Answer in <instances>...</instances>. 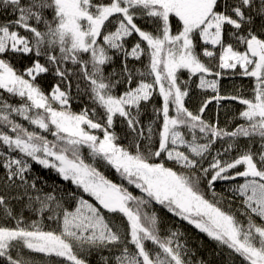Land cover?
Wrapping results in <instances>:
<instances>
[{"label":"snow or ice","instance_id":"6c2138e0","mask_svg":"<svg viewBox=\"0 0 264 264\" xmlns=\"http://www.w3.org/2000/svg\"><path fill=\"white\" fill-rule=\"evenodd\" d=\"M0 12L11 16L0 22V90L20 98L0 99V264H91L92 255L98 264H193L183 233L161 234L153 202L228 249L230 264H264V0H0ZM13 54L30 66L18 72ZM118 54L120 70L108 71ZM142 56L144 69L129 67ZM47 73L58 79L46 93L37 78ZM193 76L212 93L195 111L185 106ZM225 76L253 78L252 96L221 94ZM73 80L78 93L86 82L91 101L80 112ZM154 95L155 144L141 121ZM214 101L243 105L242 122L229 129L206 119ZM100 161L141 195L104 175ZM33 162L75 191L38 188ZM217 182L236 183L218 193ZM25 209L54 227L26 222Z\"/></svg>","mask_w":264,"mask_h":264},{"label":"trees","instance_id":"16d2710c","mask_svg":"<svg viewBox=\"0 0 264 264\" xmlns=\"http://www.w3.org/2000/svg\"><path fill=\"white\" fill-rule=\"evenodd\" d=\"M11 18L9 14H5L0 12V22L7 21ZM143 25V21H138ZM148 27L147 25H144ZM176 22L173 20V31H175ZM22 31V30H21ZM23 34V33H22ZM131 43V40L129 41ZM210 47V46H209ZM14 68L20 72L23 71L26 67L30 66L31 60L28 57H23L20 55L13 54L11 57L8 58ZM205 61L207 62L206 58ZM121 55H116L114 58V64L108 66L107 70L111 71L114 67L117 71L121 68ZM43 62V59H41ZM147 57L142 56L139 61L132 59L129 57L128 65L130 68H140L144 69V66L147 64ZM182 79L188 78V73L186 71L180 73ZM57 77L52 75L51 73L41 74L37 78V82L41 85L42 89L47 93L50 91L51 86L57 82ZM151 80V77L148 78ZM73 87L71 90V95L73 99L71 100V108L75 112H80L86 106H91V101L89 100L88 96L84 93L83 89L86 86V82L81 80L80 83V91L77 92L76 89V80H73ZM198 79L197 77L193 76L190 81L189 87V97L185 100V106L189 108V110L195 111L200 104V101L205 97L211 96V91H202L197 87ZM254 86V80L250 77H243V76H225L220 79V91L221 94H232V95H243L245 97L252 96V88ZM124 90V86L121 85L116 90L117 94L121 93ZM0 99H6L8 102L12 103L15 106H19L20 98L13 97L3 90H0ZM162 100L158 95H154L153 99L148 102L147 104H142V115L141 121L145 129L152 124L153 127V144L156 143L158 140L157 130L159 129L162 123V115L157 116L155 114V109L161 107ZM243 105H240L236 101H222L220 106H217L215 101L208 106V109L205 112V118L209 119L213 122H216L218 119L220 127L224 128L227 127L229 129L233 128L236 124L241 123L242 121L236 119L238 117L239 111L243 108ZM174 115V112L171 113ZM18 118L16 116V120ZM23 125L28 126V122H25L23 119L19 122ZM26 126V127H27ZM0 130H3L0 128ZM114 131L117 135L121 136L122 139L119 143L123 144L124 146H128L131 136L124 138L125 133L128 131L124 122L117 117ZM186 135L187 138L190 139V134L187 133L185 129H181ZM145 135L147 132L145 131ZM51 139V137H49ZM221 141H217V144L214 145V148H219L221 145ZM241 143H245V141H241ZM258 147V145H257ZM15 155V153H13ZM84 155L87 159L88 157V150L84 149ZM235 155V154H233ZM169 166H172V162H167ZM98 169L106 175L109 179H112L114 182L120 183L123 182L129 190L133 191L136 195H141L137 189L133 186L127 185L126 181H121L119 175L112 169L110 166H105L104 162L100 161L96 165ZM177 169L179 166H176ZM2 174V173H0ZM30 179H34L37 183V187L43 189L44 192H51L54 189L56 190V195L59 197L62 192L65 191H75V186L72 185L68 181L62 180V178L53 170V169H45L42 166L32 163V169L28 173ZM232 182H217L215 185V190L218 193L227 192L230 187H232ZM2 194V193H0ZM87 198V197H86ZM208 198L212 199L211 191H208ZM12 206L17 212L21 211V205L17 201H12ZM238 203L233 205V210L238 207ZM149 211H155L161 221V234L167 235L170 231H179L183 233V236L180 238L181 242H186L188 248L195 253L194 256H190L189 258L193 261V264H196L198 261H204V264H230L229 256H228V249L221 247L218 245L216 241L211 240L205 233L200 232L196 229L193 225L188 224L186 221L181 220L179 217L174 216L172 213L168 212L165 208L161 205L155 204L153 202L152 207ZM47 215V214H45ZM239 215V213H237ZM24 217L26 222H31V220L35 219L40 222L42 227L51 228L54 227L52 221L47 220L46 218H42L38 215H33L31 211L24 210ZM3 219H0V223H4ZM257 222L259 223V219L257 218ZM7 223L11 226L15 223L14 220H8ZM149 246L150 245L149 242ZM107 254V253H105ZM37 259H40L38 254ZM91 264H98L99 257L97 255H92L89 257ZM238 264V261L236 262Z\"/></svg>","mask_w":264,"mask_h":264},{"label":"rangeland","instance_id":"374dc122","mask_svg":"<svg viewBox=\"0 0 264 264\" xmlns=\"http://www.w3.org/2000/svg\"><path fill=\"white\" fill-rule=\"evenodd\" d=\"M210 91V90H209ZM18 118H20V120L19 119H17L16 121L17 122H20L21 120H22V118L21 117H19V116H17ZM15 119H16V116L14 117ZM25 122H27V121H25ZM25 126V125H24ZM27 126V125H26ZM27 127H31V126H27ZM233 154H235V153H233ZM236 182H232V184H233V186H234V184H235Z\"/></svg>","mask_w":264,"mask_h":264}]
</instances>
